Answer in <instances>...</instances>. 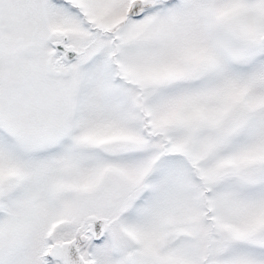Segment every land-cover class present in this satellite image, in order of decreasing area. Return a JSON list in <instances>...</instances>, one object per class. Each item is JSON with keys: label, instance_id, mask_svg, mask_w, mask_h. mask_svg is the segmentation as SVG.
Here are the masks:
<instances>
[{"label": "snow or ice", "instance_id": "1", "mask_svg": "<svg viewBox=\"0 0 264 264\" xmlns=\"http://www.w3.org/2000/svg\"><path fill=\"white\" fill-rule=\"evenodd\" d=\"M0 264H264V0H0Z\"/></svg>", "mask_w": 264, "mask_h": 264}]
</instances>
